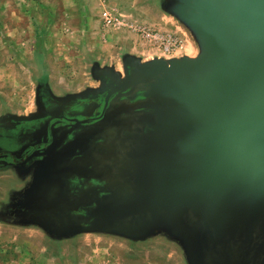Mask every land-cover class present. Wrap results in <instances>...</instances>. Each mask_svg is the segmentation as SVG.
I'll return each instance as SVG.
<instances>
[{"label": "water", "instance_id": "95a60500", "mask_svg": "<svg viewBox=\"0 0 264 264\" xmlns=\"http://www.w3.org/2000/svg\"><path fill=\"white\" fill-rule=\"evenodd\" d=\"M198 46L127 54L94 86L0 117V170L29 177L6 223L54 240L178 242L188 264H264V0H165ZM187 35V34H186Z\"/></svg>", "mask_w": 264, "mask_h": 264}, {"label": "rangeland", "instance_id": "374dc122", "mask_svg": "<svg viewBox=\"0 0 264 264\" xmlns=\"http://www.w3.org/2000/svg\"><path fill=\"white\" fill-rule=\"evenodd\" d=\"M163 1L0 0V117L35 112L40 83L56 95L77 93L95 85V63L123 71L127 54H163L146 33H180L183 51L197 56L194 38L164 13ZM28 179L0 170V264H188L182 246L163 232L137 242L96 233L54 240L39 227L2 222Z\"/></svg>", "mask_w": 264, "mask_h": 264}, {"label": "built area", "instance_id": "2783aa9c", "mask_svg": "<svg viewBox=\"0 0 264 264\" xmlns=\"http://www.w3.org/2000/svg\"><path fill=\"white\" fill-rule=\"evenodd\" d=\"M152 33H146V38L148 39H156V46L158 47V51L162 52L163 55L173 56L177 53L185 50L187 40L180 33L169 34L168 36L158 39L154 37Z\"/></svg>", "mask_w": 264, "mask_h": 264}]
</instances>
